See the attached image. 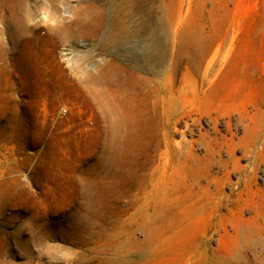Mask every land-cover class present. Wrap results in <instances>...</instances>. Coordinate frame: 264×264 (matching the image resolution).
Returning a JSON list of instances; mask_svg holds the SVG:
<instances>
[{
	"label": "rangeland",
	"instance_id": "rangeland-1",
	"mask_svg": "<svg viewBox=\"0 0 264 264\" xmlns=\"http://www.w3.org/2000/svg\"><path fill=\"white\" fill-rule=\"evenodd\" d=\"M0 264H264V0H0Z\"/></svg>",
	"mask_w": 264,
	"mask_h": 264
}]
</instances>
